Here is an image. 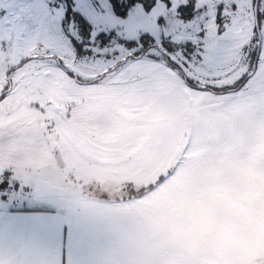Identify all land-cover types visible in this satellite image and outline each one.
<instances>
[{
    "label": "snow or ice",
    "instance_id": "1",
    "mask_svg": "<svg viewBox=\"0 0 264 264\" xmlns=\"http://www.w3.org/2000/svg\"><path fill=\"white\" fill-rule=\"evenodd\" d=\"M97 88L167 91L209 117L232 109L264 115V0H0V189L51 205L26 218L37 230L63 234L71 221L59 210L70 205L57 186L22 174L18 150L62 138L70 101ZM41 257L10 253L6 264ZM56 260L72 261L63 247ZM252 264H264V254Z\"/></svg>",
    "mask_w": 264,
    "mask_h": 264
},
{
    "label": "crops",
    "instance_id": "2",
    "mask_svg": "<svg viewBox=\"0 0 264 264\" xmlns=\"http://www.w3.org/2000/svg\"><path fill=\"white\" fill-rule=\"evenodd\" d=\"M104 101H113L105 106L107 114L101 108ZM114 101L117 106H113ZM95 106H101L98 108L101 114L88 112L90 107L80 106L81 133L99 136L102 132L118 130L125 119L133 122L129 127L145 130L160 124L170 125L173 121H186L178 137L145 136L144 141L139 140L140 146L134 147V144L132 149L126 144L116 152V157L127 161L128 169L138 173L160 176L175 166V174L141 197L130 198L124 203L96 196L67 197L70 206L59 210L60 219L71 221V227L63 234L58 226L37 230L26 219L37 211L50 209L48 205H0V261L6 264L10 253L21 259L39 254L42 264H58L56 255L63 247L66 256L70 254L71 264L103 257L112 264H186L163 255L160 226L184 197L203 193L211 198L214 190L210 186L218 183L216 178L221 173L233 179L229 186L232 191L246 195L243 228L248 236L241 258L223 264H252L256 255L264 254V179L259 184L241 183L234 176L252 162L249 155L254 150L250 145L257 140L260 162L264 164V115L243 109H232L217 117H209L206 111L194 114L190 103L185 107L183 97L167 91L143 94L101 88ZM72 108L74 111L75 106ZM120 110L126 111L127 116L121 115L127 118H117ZM150 138L160 149L159 156L150 151ZM186 145L188 151H185ZM94 148L101 153L105 151L99 150L102 147L98 143ZM161 167L166 168L164 172H159ZM0 197L4 198V194ZM81 237L89 240L86 248L81 246Z\"/></svg>",
    "mask_w": 264,
    "mask_h": 264
},
{
    "label": "rangeland",
    "instance_id": "3",
    "mask_svg": "<svg viewBox=\"0 0 264 264\" xmlns=\"http://www.w3.org/2000/svg\"><path fill=\"white\" fill-rule=\"evenodd\" d=\"M100 89L91 90L70 101L75 108L69 121L64 125L62 138H58L46 145L33 146L31 148L21 147L18 150L16 160L22 174H26L29 177L43 178L57 186L65 200L69 196H96L109 201L117 199L124 203L130 199L128 195L130 188H138L153 182L159 175L141 174L136 170L128 169V166H126L128 165L127 161L116 157V152L124 148L126 144L127 146L131 145L132 149L136 145L140 146L139 140L144 141L143 138L145 136L158 137L159 139L164 136L166 138L178 137L183 133L181 125L184 126L186 121L182 123L173 121V124L170 125L160 124L154 127H146V130L144 128L136 129L129 127L133 122L131 123L130 119H125L127 118L126 111L120 110L118 112L120 116L118 115L117 118L125 119V123L123 121L120 122L125 127L120 126L118 130L102 132L99 136L86 135L81 133L79 127V121L82 116L80 114V106L90 107L88 112L95 111L97 114H101V109H98L101 106H95ZM135 100L138 101V99ZM184 100L187 108L189 102L186 99ZM112 103L113 101H104L101 108L106 111V114L108 112L105 110V106H110ZM113 106H117L116 101H114ZM112 113L114 115V111ZM187 125H189V121ZM109 132L111 134H107ZM150 140L152 142V147L149 145L151 147L150 151L159 156L160 149L156 148L151 138ZM158 141L160 142V140ZM95 143L102 147L99 150H105L104 153L96 151V148H94ZM134 156L137 158L136 155ZM130 160L132 161V159ZM165 169H159V172H164ZM16 188L19 190L18 185ZM114 189L118 190L121 195L111 199L108 193ZM2 194H4V198L0 197V205L2 206L25 204L48 205L51 207L47 202L32 203L27 199L12 198L5 189H0V195Z\"/></svg>",
    "mask_w": 264,
    "mask_h": 264
},
{
    "label": "clouds",
    "instance_id": "4",
    "mask_svg": "<svg viewBox=\"0 0 264 264\" xmlns=\"http://www.w3.org/2000/svg\"><path fill=\"white\" fill-rule=\"evenodd\" d=\"M250 148L254 150L249 155L252 162L234 176L241 183L259 184L264 179V164L258 155L260 142L255 141ZM216 179L218 183L210 186L214 190L211 198L203 193L184 197L161 224L166 258L186 264H223L241 258L248 244L243 228L246 195L230 189L231 177L221 173ZM108 195L114 199L121 193L114 189Z\"/></svg>",
    "mask_w": 264,
    "mask_h": 264
},
{
    "label": "trees",
    "instance_id": "5",
    "mask_svg": "<svg viewBox=\"0 0 264 264\" xmlns=\"http://www.w3.org/2000/svg\"><path fill=\"white\" fill-rule=\"evenodd\" d=\"M157 181H158V178L155 181L150 182V183L145 184V185H142V186H140L138 188H130L128 190L129 197L130 198L141 197L142 195H144L145 193L149 192L150 190H153L159 184V183H157ZM152 185H155V187H150Z\"/></svg>",
    "mask_w": 264,
    "mask_h": 264
}]
</instances>
